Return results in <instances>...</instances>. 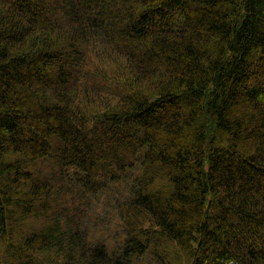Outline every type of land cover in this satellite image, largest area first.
<instances>
[{"label":"trees","instance_id":"obj_1","mask_svg":"<svg viewBox=\"0 0 264 264\" xmlns=\"http://www.w3.org/2000/svg\"><path fill=\"white\" fill-rule=\"evenodd\" d=\"M95 56L126 80L106 89ZM112 189L116 251L88 223ZM2 245L3 264H264V0H0Z\"/></svg>","mask_w":264,"mask_h":264},{"label":"rangeland","instance_id":"obj_2","mask_svg":"<svg viewBox=\"0 0 264 264\" xmlns=\"http://www.w3.org/2000/svg\"><path fill=\"white\" fill-rule=\"evenodd\" d=\"M88 70L93 73L94 76H96L102 83V85L108 90H110V86L113 83L118 81L119 76L117 75L122 76V78H120L122 81L126 80L125 70L122 69V71H120L118 68V64L113 62L111 59H109L107 63L102 64L101 59L98 56H95L92 59ZM115 73L117 75H115ZM103 97H106V95H103ZM122 192L123 195L126 194L125 188L122 189ZM114 193H119V190L112 189L111 193H104L102 195L100 202H98L97 200L95 201L96 205H94V209L97 210V216H91V219L88 222L93 238H101L109 245L111 250L115 249L113 245L118 244L117 241L121 239V229L120 225H118L119 221L116 220V217L112 219V213L114 214V212L112 207L108 206L107 203V198L110 196L112 197ZM114 251H116V249ZM4 252L5 245H2L0 247L1 258H3ZM0 264H3L2 259L0 260ZM177 264H187V257L184 253H181V259Z\"/></svg>","mask_w":264,"mask_h":264},{"label":"bare ground","instance_id":"obj_3","mask_svg":"<svg viewBox=\"0 0 264 264\" xmlns=\"http://www.w3.org/2000/svg\"><path fill=\"white\" fill-rule=\"evenodd\" d=\"M100 193V192H99ZM93 201V200H92ZM96 201V200H95ZM104 202V201H103ZM107 205V204H106ZM107 213V212H106ZM97 216V215H96ZM107 216V215H106ZM110 218V217H109ZM25 223V222H24ZM27 224V223H26Z\"/></svg>","mask_w":264,"mask_h":264}]
</instances>
